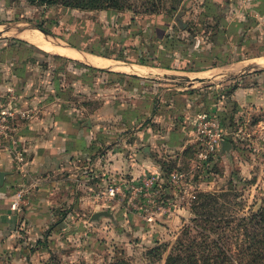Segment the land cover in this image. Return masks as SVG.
<instances>
[{
	"label": "rangeland",
	"instance_id": "rangeland-1",
	"mask_svg": "<svg viewBox=\"0 0 264 264\" xmlns=\"http://www.w3.org/2000/svg\"><path fill=\"white\" fill-rule=\"evenodd\" d=\"M209 2L121 0L118 9L80 10L27 0H0V55L15 62V51L7 47L9 39L21 37L23 29L32 31L41 25L50 32L47 36L42 34L61 45L72 43L126 60L152 62L138 63L147 67L167 64L177 70L205 69L220 63L223 57L229 60L243 55L241 40L236 43L229 40L232 44H226L219 28L226 18L234 20L236 14L213 12V7L207 5ZM214 32L223 37L219 44L215 43L218 39L211 38ZM249 49L251 55L264 53V46ZM46 52L47 55L34 56L37 62L17 61V68L34 70L33 85L26 98L31 99L35 94L41 104L56 94L57 99H66L76 108L81 105L88 112L113 94L111 85L130 82L129 73L133 69L124 65L119 69L118 64H112L135 63L113 58L116 61L111 59L110 67L91 69L86 59H80L84 62L80 65L65 59L66 56ZM84 70L89 74L86 78L81 77L83 73L79 75ZM95 76L102 78L104 87L94 83ZM78 78L81 83L76 82L78 86H75ZM239 84L243 85V75L234 82L229 81L225 88L234 90ZM80 85L86 88L81 90ZM166 86L174 88L173 94L177 92L175 87H184L180 94L194 93L190 98H198L194 107H188L195 114L186 119L187 124L192 122L193 134L198 115L215 116L229 148L224 150L220 143L215 156L199 166L195 148L189 144L182 153L178 152L177 157H181L178 165L174 159L157 158L160 172L148 171L137 177L117 171L88 172L89 168L78 165L71 169L69 186L59 192L57 208L46 225L34 231L36 234L23 230L18 235L26 248L21 264H264V255L252 257L250 253L253 250L264 253V118L261 112L244 118L243 111L236 114L237 108L231 103L227 109L218 111L208 105L206 96L214 100L219 93L213 94L207 87L185 88L180 82ZM124 96L127 101L128 96ZM196 111L200 113L196 115ZM124 114L131 116L129 111ZM149 123L154 130L156 124L151 118ZM173 172L179 175L175 184L170 176ZM147 175L155 176L156 187L146 191L151 192L146 199L144 190L138 194L139 191L130 189V182ZM85 185H94V188L86 189ZM23 188L24 198H31L35 186L27 182ZM101 210L111 212L112 216L92 220L93 212Z\"/></svg>",
	"mask_w": 264,
	"mask_h": 264
},
{
	"label": "crops",
	"instance_id": "crops-1",
	"mask_svg": "<svg viewBox=\"0 0 264 264\" xmlns=\"http://www.w3.org/2000/svg\"><path fill=\"white\" fill-rule=\"evenodd\" d=\"M210 2L212 4L208 6L213 7V12L220 10L236 14L234 20L226 18L219 28L227 30L223 33L226 44L241 40L243 55L229 60L223 57L220 63L197 71L132 63L135 69L129 73L130 82L127 85L121 82L111 85L113 94L104 97L101 104L90 112L81 105L76 108L66 99H57L56 94L44 99L41 104L35 94L27 99L26 95L33 85V68L17 70L18 58L14 63L0 55V98L15 97L14 106L26 115V118L21 117L18 112L12 131L6 138H0V174H3L0 183V264H21L26 248L18 235L23 230L27 234H36L34 231L46 225L57 208L59 192L69 186L71 169L80 166L89 168L88 172L104 174L117 171L137 177L148 171L160 172L157 160L161 157L174 159L173 162L178 165L181 162V157H177L178 152L182 153L189 144L196 150L193 125L192 122L187 124L186 119L195 114L190 113L188 107H194L199 102L198 98H190L195 96L194 93L188 96L182 92L180 94L184 89L181 86L175 87L177 92L173 94L174 88L166 86L169 83L175 85L180 82L186 85L185 88L198 90L207 87L209 92L219 93L214 100V97L206 96L212 109H227L231 103L237 108L236 114L243 111L244 118L258 111L264 118V65L257 61L264 57V53L245 55L249 48L264 46V0ZM13 37L25 40L19 36ZM211 38L218 39L215 43L219 44L223 37L214 32ZM69 47L80 51L83 56L93 54ZM103 57L109 61L115 60ZM68 59L84 64L80 60L84 59L82 57ZM223 60L227 61L224 63ZM88 63L93 68H103ZM117 64L119 69H123L121 66L124 63L116 61ZM80 74L85 78L89 75L87 70ZM241 75L243 85L227 91L225 84L234 82ZM94 79L96 85L104 87L101 77L95 76ZM79 80L81 78L75 79L74 83H81ZM77 83L74 85L78 86ZM80 86L81 90L86 88V85ZM33 88L32 92L35 93ZM226 91L227 95H224ZM125 94L127 101L123 98ZM127 111L131 114L129 118L124 114ZM198 113L196 111V115ZM150 118L156 124L154 130L149 123ZM126 130L130 133H125ZM27 182L35 186V192L29 199L23 196V187ZM92 186L84 187L92 189ZM19 192L22 197L16 200ZM65 201L66 197H63L62 202Z\"/></svg>",
	"mask_w": 264,
	"mask_h": 264
},
{
	"label": "built area",
	"instance_id": "built-area-1",
	"mask_svg": "<svg viewBox=\"0 0 264 264\" xmlns=\"http://www.w3.org/2000/svg\"><path fill=\"white\" fill-rule=\"evenodd\" d=\"M6 98V99H5ZM15 97H2L0 98V138H6L9 133L13 129V121L15 120L17 113L20 112L14 106L13 99ZM21 116H24L23 113H18ZM195 142H196V162L199 166H204V164L208 163L209 158L211 156H215L216 151H218L220 147V143L223 140V132L220 128L219 119L215 116H207L205 114L198 115L195 122ZM22 159V158H21ZM171 181L172 183H177L179 175L177 172L171 173ZM155 176H143V179H139L138 181L130 182V189L135 192L139 191L138 194H141V191L144 198L147 199V190H152V188L156 187V182L154 181ZM110 190H113V187H110ZM16 200L22 197V193L19 192ZM14 203L18 204L17 201Z\"/></svg>",
	"mask_w": 264,
	"mask_h": 264
},
{
	"label": "trees",
	"instance_id": "trees-1",
	"mask_svg": "<svg viewBox=\"0 0 264 264\" xmlns=\"http://www.w3.org/2000/svg\"><path fill=\"white\" fill-rule=\"evenodd\" d=\"M30 2H39L40 4H44L46 6H50V7H55V6H63V7H69L72 9H98V8H107L109 7L110 9H118V6L120 7L119 3H121V0H27ZM207 5H211V3H207ZM210 8V6H208ZM39 29L44 30L47 34H50V32L48 30H46L45 28H43L41 25L36 26ZM227 32V30H220V33H224ZM11 41V42H10ZM9 44H7L8 48H11L12 51H15L14 53L17 55L16 58H18V60H26V59H30L31 61H36L37 62V58L35 59L34 56L37 57L36 54L39 53H44V54H48L45 50L38 48V46H35L33 44H30L29 42L17 38V37H12L9 39ZM70 46L83 50V51H87L89 53H93V54H97V55H102V56H106V57H110V58H115V59H122L124 61L127 62H135V63H148L149 61H143V60H129V59H124L118 56H112V55H108L105 54L104 52H101L100 50H97L95 48H80L78 46H76L75 44L70 43ZM245 55H251L249 53V51L245 52ZM31 57V58H29ZM53 58H57L56 55H52ZM59 57V56H58ZM109 58V59H110ZM68 59V58H65ZM69 60V59H68ZM222 62H226V61H222ZM15 63V62H14ZM77 63V62H76ZM152 63V62H149ZM14 65V64H13ZM215 65V64H213ZM164 68H169L171 69L172 67L167 65V64H162L161 65ZM91 69H96L90 66ZM17 70H24L22 68H17ZM181 69H185V68H181ZM20 75V74H19ZM252 257H260L261 255H264V253L259 252L258 250H253V252H250Z\"/></svg>",
	"mask_w": 264,
	"mask_h": 264
},
{
	"label": "bare ground",
	"instance_id": "bare-ground-1",
	"mask_svg": "<svg viewBox=\"0 0 264 264\" xmlns=\"http://www.w3.org/2000/svg\"><path fill=\"white\" fill-rule=\"evenodd\" d=\"M23 30H25V31L21 33L22 38H24L25 40H27L29 42H32L33 44H35L36 46H38L39 48H41L45 51L54 52V53H57V54H60L63 56H67V57H77V58L82 57V58L86 59L88 62H91L93 65L98 66V67H106V65L110 63L109 60L107 58H104L103 56H100V55L98 56L97 54H85L83 56L82 54L79 53L80 51L79 52L76 51L75 49L69 47L67 44L61 45L60 43H54L51 40H49V38L45 37L42 34V32H40L37 29H34L32 31H27V32H26V29H23ZM245 61H248V60H245ZM257 61L259 62L260 65H262V66L264 65V57H260ZM113 65L116 66L115 64H113ZM123 65H124V67H127V69L128 68L129 69H131V68L135 69L132 65H128V64L127 65L123 64ZM179 78L180 77H178V79ZM191 78H192V76H191ZM180 80H181V78H180ZM188 82H189V80H188Z\"/></svg>",
	"mask_w": 264,
	"mask_h": 264
},
{
	"label": "water",
	"instance_id": "water-1",
	"mask_svg": "<svg viewBox=\"0 0 264 264\" xmlns=\"http://www.w3.org/2000/svg\"><path fill=\"white\" fill-rule=\"evenodd\" d=\"M38 30H40L45 36H47V33L42 30V29H39L37 28ZM69 46V45H68ZM221 145L224 150H227L230 146L229 142L225 141V140H222L221 142ZM2 180H3V174H0V183H2ZM112 216L111 212H108L106 210H101V211H95L93 212L92 216H91V219L92 220H97L100 216Z\"/></svg>",
	"mask_w": 264,
	"mask_h": 264
}]
</instances>
